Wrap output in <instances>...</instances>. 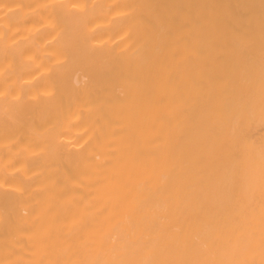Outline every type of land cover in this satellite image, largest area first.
Returning <instances> with one entry per match:
<instances>
[{
  "label": "bare ground",
  "instance_id": "1",
  "mask_svg": "<svg viewBox=\"0 0 264 264\" xmlns=\"http://www.w3.org/2000/svg\"><path fill=\"white\" fill-rule=\"evenodd\" d=\"M0 264H264V0H0Z\"/></svg>",
  "mask_w": 264,
  "mask_h": 264
}]
</instances>
